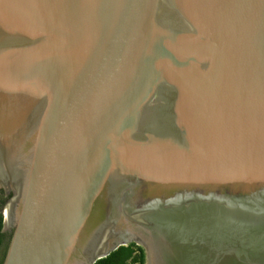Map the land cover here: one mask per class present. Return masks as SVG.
<instances>
[{"label":"water","instance_id":"obj_1","mask_svg":"<svg viewBox=\"0 0 264 264\" xmlns=\"http://www.w3.org/2000/svg\"><path fill=\"white\" fill-rule=\"evenodd\" d=\"M0 192L2 264H264V0H0Z\"/></svg>","mask_w":264,"mask_h":264},{"label":"trees","instance_id":"obj_2","mask_svg":"<svg viewBox=\"0 0 264 264\" xmlns=\"http://www.w3.org/2000/svg\"><path fill=\"white\" fill-rule=\"evenodd\" d=\"M3 207V205H0V264L3 263L11 237L10 234L2 232L4 224ZM96 264H146V255L141 246L132 243L119 247L116 251L99 260Z\"/></svg>","mask_w":264,"mask_h":264},{"label":"flooded vegetation","instance_id":"obj_3","mask_svg":"<svg viewBox=\"0 0 264 264\" xmlns=\"http://www.w3.org/2000/svg\"><path fill=\"white\" fill-rule=\"evenodd\" d=\"M7 201H8V198L4 195L3 192H0V205L5 206ZM3 228H4V224H3ZM2 232H3V229H2Z\"/></svg>","mask_w":264,"mask_h":264},{"label":"bare ground","instance_id":"obj_4","mask_svg":"<svg viewBox=\"0 0 264 264\" xmlns=\"http://www.w3.org/2000/svg\"><path fill=\"white\" fill-rule=\"evenodd\" d=\"M9 226V222H7V227Z\"/></svg>","mask_w":264,"mask_h":264}]
</instances>
